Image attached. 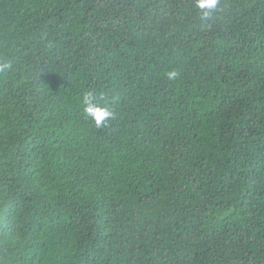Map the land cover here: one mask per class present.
I'll list each match as a JSON object with an SVG mask.
<instances>
[{
  "label": "trees",
  "instance_id": "16d2710c",
  "mask_svg": "<svg viewBox=\"0 0 264 264\" xmlns=\"http://www.w3.org/2000/svg\"><path fill=\"white\" fill-rule=\"evenodd\" d=\"M5 56L0 264H264V0H0Z\"/></svg>",
  "mask_w": 264,
  "mask_h": 264
},
{
  "label": "clouds",
  "instance_id": "9594fccd",
  "mask_svg": "<svg viewBox=\"0 0 264 264\" xmlns=\"http://www.w3.org/2000/svg\"><path fill=\"white\" fill-rule=\"evenodd\" d=\"M220 0H195V6L200 11L202 19H209L214 11L218 9ZM13 68V60L7 56L0 58V75H7ZM180 76L178 70H171L166 73V78L170 82H174ZM83 114L89 118L97 128L106 124V122L114 118V111L111 104L102 98H98L95 91H87L83 94L82 100Z\"/></svg>",
  "mask_w": 264,
  "mask_h": 264
}]
</instances>
